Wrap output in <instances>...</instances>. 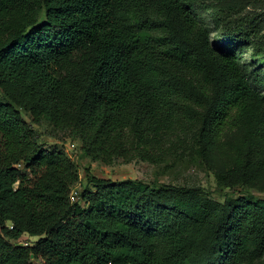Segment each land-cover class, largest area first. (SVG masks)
Wrapping results in <instances>:
<instances>
[{
    "label": "trees",
    "instance_id": "obj_1",
    "mask_svg": "<svg viewBox=\"0 0 264 264\" xmlns=\"http://www.w3.org/2000/svg\"><path fill=\"white\" fill-rule=\"evenodd\" d=\"M199 1L0 0V264H254L264 255V197L219 201L87 168L73 199L79 165L25 118L69 131L106 164L160 163L192 136L203 156L233 130L264 138V58L243 60L263 26L240 4L209 6L222 26L214 38ZM252 146L216 171L219 185L257 184L264 145ZM24 233L40 238L13 243Z\"/></svg>",
    "mask_w": 264,
    "mask_h": 264
},
{
    "label": "rangeland",
    "instance_id": "obj_2",
    "mask_svg": "<svg viewBox=\"0 0 264 264\" xmlns=\"http://www.w3.org/2000/svg\"><path fill=\"white\" fill-rule=\"evenodd\" d=\"M227 4H237V6L240 4L241 15L249 14L254 17V20L260 22L259 27L263 26L262 31L256 36V40L246 43L243 54V60L248 63L263 61L261 58H264V0L199 1L198 17L210 29L214 38L222 30V26H217L210 7L215 8L216 5L225 6ZM24 114L46 147L54 144L62 145L79 165L81 178L73 188V199H76L87 184V168L91 169L92 174L117 180L137 178L148 182L193 186L202 189L208 196L219 201H224L227 196H239L246 191H251L258 197H264V174L261 175L257 184L250 188L219 185L216 178V171L219 168L232 165L241 149L248 150L255 143L264 145V138L256 135L255 131L248 132V129L230 131L208 156H203L200 153L197 137L192 136L191 138L184 137L185 139L180 141L160 163H151L140 159L126 163L119 158L113 164H106L100 160L94 161L89 158L82 149L81 139L69 131L54 128L47 120H43L39 124L34 123L29 113L24 112ZM39 238L38 235L24 233L19 239L13 240V243L30 246L36 244ZM34 264H40V262L34 260ZM254 264H264V255Z\"/></svg>",
    "mask_w": 264,
    "mask_h": 264
}]
</instances>
